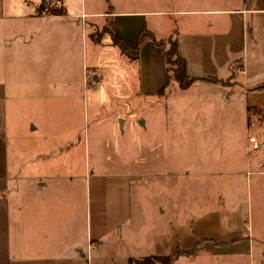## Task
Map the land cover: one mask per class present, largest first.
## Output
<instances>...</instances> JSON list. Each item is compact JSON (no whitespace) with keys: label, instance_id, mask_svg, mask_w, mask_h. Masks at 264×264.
Here are the masks:
<instances>
[{"label":"crops","instance_id":"crops-1","mask_svg":"<svg viewBox=\"0 0 264 264\" xmlns=\"http://www.w3.org/2000/svg\"><path fill=\"white\" fill-rule=\"evenodd\" d=\"M58 1L61 13L40 10L42 0H0V264H123L196 245L191 258L242 241L189 226L187 245L166 252L176 230L169 222H138L136 171L121 161L115 174L89 169L87 136L78 135L73 112L87 89L83 63L95 53H121L105 28L132 44L142 24L155 37L174 33L188 75L229 79L192 81L194 106L208 103L217 114L211 124L219 130L239 124L244 133L241 154L221 160L220 173L264 176V88H253L264 81V0H177L176 9L165 11L114 9L112 0H100L98 8L86 0ZM90 26L103 29L98 39ZM131 61L138 62L139 91L165 97V89L157 93L164 78L158 48L146 40ZM200 111L194 124H205ZM115 143L118 161L125 146ZM163 154L148 160L150 177L167 171Z\"/></svg>","mask_w":264,"mask_h":264},{"label":"rangeland","instance_id":"rangeland-1","mask_svg":"<svg viewBox=\"0 0 264 264\" xmlns=\"http://www.w3.org/2000/svg\"><path fill=\"white\" fill-rule=\"evenodd\" d=\"M112 1L113 8L121 10L165 11L176 9L177 5V0ZM86 2L93 8L101 4L100 0ZM58 7V0H42L40 4V10L45 12ZM90 27L91 37L98 39L103 29ZM168 46L164 43L165 48ZM115 52V55L95 53L94 61L88 58L83 63L87 89L77 97L73 126L76 125L78 135L87 136L88 151H84L83 157L89 169L110 175L115 171L114 164L121 161L129 171H136L132 197L137 201L138 222L142 224L143 220L145 225L159 227L169 222L170 230H176L178 238L169 235L174 241L166 252L177 245H187L189 226L200 235L235 236L231 240H242L226 248L217 247L210 254L178 256L171 264H264L260 261L264 252V176L244 173L231 177L220 173L221 160L241 154L244 133L239 124L227 130L211 124L217 114L208 103L204 107L203 102L199 108L194 106L196 86L192 83L181 90L170 80L165 87L167 95L159 101L156 95L139 91L138 62ZM100 72L99 82L94 84ZM199 110L205 124H194V114ZM229 137L233 140L231 146L226 144ZM115 142H123L125 146L118 161L111 150ZM161 151L167 171L153 172L150 177L146 164L150 157L161 156ZM203 169L216 173H200Z\"/></svg>","mask_w":264,"mask_h":264},{"label":"trees","instance_id":"trees-1","mask_svg":"<svg viewBox=\"0 0 264 264\" xmlns=\"http://www.w3.org/2000/svg\"><path fill=\"white\" fill-rule=\"evenodd\" d=\"M60 7L51 11L52 13H61ZM108 31L112 44L116 45L119 51L128 59H136L140 45L146 41H151L159 50L164 62V78L163 84L158 88L157 92L162 93L170 80H173L179 88H186L195 79L202 78L207 80L219 81L220 83H229V79L219 80L214 77L205 76L198 77L188 75L185 72L184 58L178 53L175 34L172 33L166 37H155V35L142 24L136 35L134 44L130 43L125 38L115 36L110 30ZM168 43V47H164V43ZM253 88H264V81H261L253 86ZM197 251L196 248L177 249L172 253L167 254H147L139 257H129L123 264H170L179 254L190 256ZM262 261L264 262V252L262 253ZM117 264V263H112Z\"/></svg>","mask_w":264,"mask_h":264},{"label":"built area","instance_id":"built-area-1","mask_svg":"<svg viewBox=\"0 0 264 264\" xmlns=\"http://www.w3.org/2000/svg\"><path fill=\"white\" fill-rule=\"evenodd\" d=\"M81 15H83V14H81ZM236 71H239V68H236ZM248 139L252 142V146L255 147L256 142L254 141L253 137L250 136Z\"/></svg>","mask_w":264,"mask_h":264}]
</instances>
